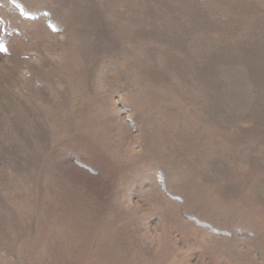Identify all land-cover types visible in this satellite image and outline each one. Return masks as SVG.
Listing matches in <instances>:
<instances>
[{
    "label": "rangeland",
    "instance_id": "374dc122",
    "mask_svg": "<svg viewBox=\"0 0 264 264\" xmlns=\"http://www.w3.org/2000/svg\"><path fill=\"white\" fill-rule=\"evenodd\" d=\"M0 264H264V0H0Z\"/></svg>",
    "mask_w": 264,
    "mask_h": 264
}]
</instances>
